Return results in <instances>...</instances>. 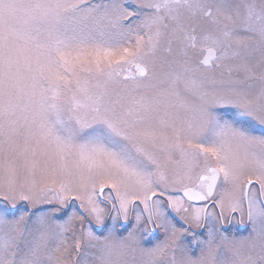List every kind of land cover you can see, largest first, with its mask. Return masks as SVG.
I'll return each instance as SVG.
<instances>
[{
	"label": "snow or ice",
	"instance_id": "snow-or-ice-1",
	"mask_svg": "<svg viewBox=\"0 0 264 264\" xmlns=\"http://www.w3.org/2000/svg\"><path fill=\"white\" fill-rule=\"evenodd\" d=\"M0 264H264V0H0Z\"/></svg>",
	"mask_w": 264,
	"mask_h": 264
}]
</instances>
